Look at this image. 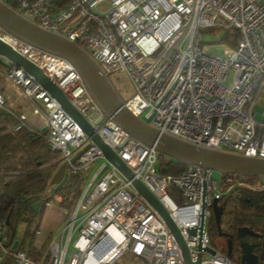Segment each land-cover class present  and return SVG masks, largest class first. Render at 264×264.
Instances as JSON below:
<instances>
[{
	"label": "built area",
	"instance_id": "built-area-1",
	"mask_svg": "<svg viewBox=\"0 0 264 264\" xmlns=\"http://www.w3.org/2000/svg\"><path fill=\"white\" fill-rule=\"evenodd\" d=\"M0 1L75 42L107 76L124 72L133 86L124 105L161 132L264 158V111L258 120L253 110L264 95V0ZM204 28L234 29L238 38L216 54L202 45ZM0 38L44 71L132 174L128 179L39 83L0 56L2 72L33 102L41 121L36 128L45 126V141L59 154L57 167L64 163L68 176L81 181L75 194L57 193L46 203L69 205L62 229L36 260L26 248L7 245L0 221V264L8 258L13 264H112L126 251L144 264H184L175 237L133 186V179L168 211L190 259L199 252L200 264H241L212 246L208 231L212 203L234 187L233 177H222L223 191L212 169L196 164H186L178 174L161 173L155 147L106 117L69 60L1 26ZM0 111L17 119L12 130L28 125L35 132L24 112L7 105L1 91ZM99 158L103 162L86 182L85 171Z\"/></svg>",
	"mask_w": 264,
	"mask_h": 264
},
{
	"label": "water",
	"instance_id": "water-1",
	"mask_svg": "<svg viewBox=\"0 0 264 264\" xmlns=\"http://www.w3.org/2000/svg\"><path fill=\"white\" fill-rule=\"evenodd\" d=\"M0 26L15 37L29 42L34 46L59 55L69 60L81 75L86 87L103 110L106 117L117 123L133 137L153 145L159 154L173 158L183 164H196L204 168L216 170L222 175L237 174L256 177L264 182V158L240 154L231 151L218 150L212 147L196 145L189 141L161 132L157 127L145 122L132 114L124 105L108 76L101 70L98 63L86 50L72 40L58 33L49 31L24 15L20 14L7 4L0 1ZM0 56L5 57L16 69H22L24 75L31 76L41 87L76 121L83 131L91 136L94 143L102 150L104 156L111 161L128 179L132 177L129 168L92 130L86 119L72 106L63 92L36 64L15 51L7 42L0 38ZM43 126L42 129H44ZM68 177L65 164L61 163L51 176L50 185L55 190L66 182ZM133 186L140 195L157 211L175 237L182 253L184 264H200L201 253H197L195 260L190 259L185 242L175 222L168 211L159 202L146 186L138 179L132 180ZM217 200L212 203L215 221L218 224L220 211ZM204 205L200 214V231L203 226ZM190 230V233H193ZM258 235L247 226H239L237 237L244 235ZM17 241L12 245L16 248ZM230 241L226 255L230 254ZM241 264H258V257L252 253L253 244L242 242ZM209 251H213L211 248Z\"/></svg>",
	"mask_w": 264,
	"mask_h": 264
},
{
	"label": "trees",
	"instance_id": "trees-1",
	"mask_svg": "<svg viewBox=\"0 0 264 264\" xmlns=\"http://www.w3.org/2000/svg\"><path fill=\"white\" fill-rule=\"evenodd\" d=\"M224 38L228 44L234 45L238 32L228 29ZM0 91H2L1 88ZM17 110L16 112L19 113ZM16 123L17 119L14 116L6 111H0V221L9 247H12L15 242L14 237L18 227L22 226L23 241H17L16 248H25L24 237L28 240L31 234L36 232L46 203L57 193L65 194L73 191L75 194L81 181L77 176L69 175L60 189L55 190V186L50 185L49 182L57 168L58 152L48 147L44 137L45 130L33 127L35 129L33 132L27 125L14 131L11 128ZM184 168L185 164L159 154L158 169L161 173L178 174ZM227 175L233 177L235 185L223 195L222 199L236 204L237 200L233 192L238 189L240 194L249 200L240 198L237 204L240 209L234 210L225 217L226 226L231 229L233 235H235L236 227L242 224L264 232V192H261L262 196H260L248 189L250 185L257 186L264 182L250 176L239 178L237 174H224L222 177ZM168 192L173 194L175 190L169 187ZM35 200H40V206L37 209L31 204ZM60 203L69 205L63 201ZM211 218L208 226L210 237L217 234L216 224ZM223 221L221 217L220 223L222 224ZM6 260L7 264L12 263L10 258ZM258 264H264V255L258 257Z\"/></svg>",
	"mask_w": 264,
	"mask_h": 264
},
{
	"label": "rangeland",
	"instance_id": "rangeland-1",
	"mask_svg": "<svg viewBox=\"0 0 264 264\" xmlns=\"http://www.w3.org/2000/svg\"><path fill=\"white\" fill-rule=\"evenodd\" d=\"M225 34H226V30L224 29L204 28L201 30L202 45L209 47V49L213 53L218 54L220 53L219 49H221L223 45H230L226 42V39L224 38ZM3 68L4 66L0 65V86H2L1 88L5 90L4 95L5 98L7 99V105L11 104L10 106L15 110L18 109L19 112L29 111V113L28 114L25 113V115L27 116L30 125L33 126L37 125L41 127L39 114L33 111L34 109L33 102L29 98L22 95V91L20 87L12 83L11 80H9L8 77L2 72L4 70ZM108 78L123 101L126 100V98H128L132 94L133 92L132 83L124 72H120V71L114 72L110 74ZM261 97L262 98L258 99L259 103H255L253 106V110L255 112V118L258 120L262 119L261 113L262 111H264V95H261ZM102 162L103 159L99 158L90 164L88 170L85 171L84 173L86 182L89 180L90 175L98 168V166ZM212 177L215 179V181H217L220 189L225 191V184L222 178V173L216 170H212ZM51 203L56 204L58 202L53 200V202ZM31 204L32 207L37 209L40 206V200H35ZM62 227L63 226H61V228L59 229V232L62 229ZM20 228L22 229V226L18 227L16 231L17 235H20L19 234ZM74 237H75V232L73 233V238ZM211 245L214 246L217 250L223 251L222 250L223 241L219 235L216 234L211 237ZM204 256L206 257L207 254H205ZM112 264H144V262H142V260H140L139 258L132 256L126 251L116 260L115 263Z\"/></svg>",
	"mask_w": 264,
	"mask_h": 264
},
{
	"label": "flooded vegetation",
	"instance_id": "flooded-vegetation-1",
	"mask_svg": "<svg viewBox=\"0 0 264 264\" xmlns=\"http://www.w3.org/2000/svg\"><path fill=\"white\" fill-rule=\"evenodd\" d=\"M249 187V188H248ZM247 188L249 190H252L255 192V194H259L262 196L261 192H264V183L259 184L257 186H248ZM248 192V191H245ZM233 195L235 196V199L237 200L236 204H231L230 202H225L223 199H220L217 201V207L219 208L218 211H220V218L223 217L224 221L222 224L220 223V219L218 224L215 221L214 212L212 210V222L216 224L217 228V235L220 236V238L223 241L222 250L223 252H227L228 250V242L230 241V254L229 256L232 257L234 261H239V258L242 254L243 248L241 247L242 242H247L249 244H253L252 253L256 254L257 257H261L264 255V232L258 231L256 229H251L254 232H256L258 235H244L242 237H237L236 231L239 226H246L245 224L239 225L236 227L235 235L232 234L231 229H229L225 224V217L229 216L234 210L239 211L240 207L237 205L240 202V198L248 199L243 194L241 195L239 190H235L233 192ZM249 200V199H248ZM235 205V206H234ZM237 205V207H236ZM224 207V209H222ZM241 211V210H240ZM224 212V214H223ZM221 227V228H220Z\"/></svg>",
	"mask_w": 264,
	"mask_h": 264
},
{
	"label": "crops",
	"instance_id": "crops-1",
	"mask_svg": "<svg viewBox=\"0 0 264 264\" xmlns=\"http://www.w3.org/2000/svg\"><path fill=\"white\" fill-rule=\"evenodd\" d=\"M2 86H0L1 88ZM2 93L5 94V90L3 88ZM5 96V95H4ZM7 101V99H6ZM11 105V104H8ZM28 114V112L24 111V114ZM26 116V115H25ZM26 120L29 123L27 116ZM30 124V123H29ZM33 126V125H32ZM33 127H40V126H33ZM68 205L62 204V203H56V204H46L43 208L41 218L39 220V224L37 227L36 232L34 234H31L29 239L27 240V237H24V247L28 250V253L33 259H38L41 252L46 248L48 245V242L50 239L59 231L61 226L64 225L66 221V214L64 212L65 207ZM20 235H15V241H21L22 240V229H19ZM23 241V240H22ZM5 262L3 264H7ZM13 264V263H9Z\"/></svg>",
	"mask_w": 264,
	"mask_h": 264
}]
</instances>
